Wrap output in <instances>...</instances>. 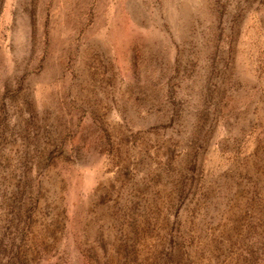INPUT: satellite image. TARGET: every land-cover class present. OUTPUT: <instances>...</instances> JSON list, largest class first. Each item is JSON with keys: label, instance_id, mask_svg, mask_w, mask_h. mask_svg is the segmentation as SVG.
Instances as JSON below:
<instances>
[{"label": "rangeland", "instance_id": "rangeland-1", "mask_svg": "<svg viewBox=\"0 0 264 264\" xmlns=\"http://www.w3.org/2000/svg\"><path fill=\"white\" fill-rule=\"evenodd\" d=\"M0 264H264V0H0Z\"/></svg>", "mask_w": 264, "mask_h": 264}]
</instances>
